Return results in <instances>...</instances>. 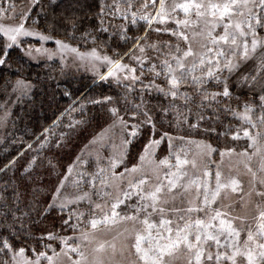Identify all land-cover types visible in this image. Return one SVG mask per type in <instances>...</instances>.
I'll return each mask as SVG.
<instances>
[{"label":"snow or ice","instance_id":"6c2138e0","mask_svg":"<svg viewBox=\"0 0 264 264\" xmlns=\"http://www.w3.org/2000/svg\"><path fill=\"white\" fill-rule=\"evenodd\" d=\"M126 5V6H125ZM43 7L40 0H31L30 8ZM135 5L132 0H113L111 4L102 3L98 16L100 23L103 25L106 17H111L113 20L120 18L127 20L131 17V23L137 22V13L132 11ZM144 13L139 16V19L144 21L148 26L144 36H128V29H123L121 38L125 44H130L128 51L121 56L116 55L119 59H113L107 55L101 56L95 48L89 53H78V49L70 48L68 44L60 40H56L58 50L63 53L71 51L78 54L81 61L91 63L95 67L97 61H102L108 66L106 74H100V80L108 78H116L118 81L121 75L124 80H130L132 83H140L145 89L154 88L164 96H170L175 102L178 98H183L185 106L195 104L199 109L212 108L215 111L225 100H231L233 94L230 91L229 80L234 74H238L241 70V64L252 58L253 54L259 50L264 53V0H182V2H174L171 5L166 3V0H159V8L157 9V0H144L141 4ZM152 8V12L147 9ZM15 5L9 4L7 8L0 7V17L6 16L9 11L14 12ZM182 12L183 19L175 18L174 14ZM31 13H21V22L12 27L0 28L7 40L0 44V66L8 65L11 58L10 49L19 47L23 43L22 37H36L39 41L45 42L52 39L51 36L45 35L42 32L35 31L26 27V23L30 18ZM15 17V13L13 18ZM174 22L175 29L168 27L169 22ZM34 24H38L39 20H34ZM56 19L50 23V29L55 30ZM164 25V27L152 28L153 24ZM75 23L73 27L75 28ZM196 28L194 37H200L198 41L200 51H194L192 43L187 35V30ZM154 30L158 33L164 32L171 37L176 38V43H166L162 52L163 59L159 63L153 62L151 57L147 56L149 49L161 53V47L158 44H149L147 31ZM107 31V29H103ZM181 42L186 45V48L181 47ZM35 53H46L51 58L55 53L49 52L43 47L37 49H27L25 54L31 56ZM139 52L140 55L136 53ZM128 57L135 61L139 66L140 75L138 76L137 67H132L129 64L123 63V59ZM159 58V57H158ZM189 58L191 61L189 62ZM146 64L148 65L146 69ZM145 70L152 75V79L148 84H144L142 77L145 75ZM199 73V75H197ZM227 73L225 76L224 74ZM163 77L165 86L156 84L158 78ZM251 79L255 81V76ZM242 81V83H241ZM241 81L237 82V86H247L250 89L255 87V84H249V77H241ZM215 82L217 86H222L220 91H209L208 84ZM182 86L195 90L194 94L182 92ZM30 86L24 85L23 82L17 81V87L14 91H20L21 94H26ZM70 95V93H65ZM196 96L200 99L197 102ZM237 101L240 100L236 96ZM105 101L111 103V97H105ZM101 103V101H95ZM76 102L73 101V104ZM141 105H136L137 111L130 117L131 120H136L138 116H144V120L139 124H131L132 131L130 135L135 137L141 125H149L153 136L155 135V123L152 122L149 114L144 111L140 112ZM224 111H233L230 105L225 106ZM258 110L259 116L257 120L259 125H264V84H261L258 93H254V99L245 101L243 104V112H233L245 124L257 127V123L253 121L252 114ZM110 112L116 120L113 125L119 124L125 128L129 125L119 114L117 108H111ZM191 113V108L188 109ZM179 117L178 124L186 123L187 114L177 112ZM202 113H197V123L190 124V128H197L199 120L203 119ZM71 127V125H69ZM47 131V130H46ZM244 136L252 141L251 147L257 144V138L260 136H252L247 130L244 131ZM239 136L234 137L238 139ZM165 139L169 143V156L160 159L155 163V168L152 171V177L148 174H142L138 179L130 180L126 189L122 190L113 203L110 205L108 212H103L106 205L97 204L96 208L101 210V215L97 217L92 214L88 220V225L92 232H95L101 226H115L118 223L131 222V230L125 229L128 236L121 242L120 248H117L116 243H111L109 246L112 249V254L119 255L127 259L129 256H134V259L129 260L128 264H172V259L178 252H186L188 254L187 264H238V258L242 259L245 264H264V210L259 212L258 224L255 231L249 226L247 229V239L241 243L240 237L243 228H238L234 225L236 219L240 217H231L228 213L221 209L212 207L218 202V199L223 194L229 191L236 193L240 190V181L235 178H230L227 181L222 180V174L219 170L215 173V186L212 187L210 180L203 179L199 176H189L186 170V165H191L193 169L199 167L196 160L189 161L182 159L179 154L175 155V164L170 163L172 140L167 132H164L160 139H152L145 146L144 154L139 157V164H134L131 168L125 167L124 171L117 174L115 169L118 167V162L110 161L109 174H105L104 169H100L92 178V187L95 189V182L99 179L102 188L110 187V181L123 179L125 175L143 172V164L149 157H154V147H158ZM183 140V137H180ZM125 143H131L126 140ZM195 143V142H190ZM29 148L32 146L29 145ZM201 149L199 155L207 156L215 152L216 149L211 145L198 144ZM229 150V153L233 152ZM221 157L225 155L220 153ZM241 155H248L247 152ZM13 164L15 161L12 162ZM207 168V165H204ZM7 169L8 166H5ZM165 169H167L165 171ZM175 169V170H172ZM25 169V173H27ZM251 172V168H248ZM261 171H264L262 164ZM204 177H210L211 173L204 171ZM153 178L155 183H153ZM264 184V180L260 181ZM63 183H61V188ZM195 189V200H187V207H176L174 202L179 195L181 201ZM60 188L56 189L57 196L60 193ZM104 195H110L105 192ZM256 195L264 197V191H259ZM136 197V203L129 205L130 213L121 214L117 211L126 201ZM89 198L88 193L83 196H77L75 200H60L53 197V202L48 205V209L59 208L63 211L68 204L76 203L79 200ZM169 205H172L169 207ZM230 207V205H229ZM259 207V205H258ZM7 208V205H5ZM203 213V217L199 214ZM4 220H7L9 212H5ZM13 219H18L12 213ZM83 213L76 216L77 224H71V214L64 219L63 224L71 227L73 230L78 228L79 223H82ZM153 217H158V223ZM173 217V218H170ZM218 222V223H217ZM6 230L10 235L0 233V253L4 256L11 254V264H41V260L46 259L48 264H55L53 256L47 255L46 252H35V261L24 258L26 252L25 247H19L18 250L13 246L11 241H20L25 238L19 234L22 229L17 230L14 224L6 225ZM89 232L85 231L81 234L83 240L89 239ZM122 235V234H121ZM40 239H43L41 237ZM57 239L52 233L48 234V240ZM63 243L67 244L71 238H62ZM115 239V238H114ZM46 247L51 248L48 244ZM215 249V250H213ZM105 245L100 244L95 249L96 252H103ZM56 255L55 249L52 250ZM69 252L76 253L81 257L79 260L72 261V264H81V260L85 259L84 253L80 251V245L75 247L69 246ZM67 255V253H65ZM18 257L20 259H18ZM71 260V257H69ZM0 264H9L8 260L0 261ZM93 264H105V261L97 257Z\"/></svg>","mask_w":264,"mask_h":264},{"label":"trees","instance_id":"16d2710c","mask_svg":"<svg viewBox=\"0 0 264 264\" xmlns=\"http://www.w3.org/2000/svg\"><path fill=\"white\" fill-rule=\"evenodd\" d=\"M26 1L0 0V3L20 5ZM109 1L40 0L43 7H35L29 21L43 34L72 47L80 50L95 48L119 59L116 53L123 56L131 47L122 40V30L128 29V36H144L147 25L137 19L135 24L127 23L119 28L112 24L103 27L98 13L100 5ZM143 2L138 0L140 5ZM54 18L56 28L51 30L50 23ZM37 19L39 23L34 24L33 21ZM105 28L107 31H103ZM261 35L264 36V32ZM154 36V30L147 31L148 40L154 39ZM164 39L170 43L176 42V38L170 35H163ZM3 42L5 40L0 35V44ZM10 52L8 65L0 66V111L9 104L16 81L27 82L32 90L12 106L5 133H0V233L10 235L6 230L9 224H14L17 230L22 229L19 234L25 239L10 242L17 250L25 247L24 255L30 259L36 257L33 248L36 253L43 251L47 254L61 248L62 238L66 237L63 224L66 211L48 209V205L69 169L82 158L84 148L95 135L116 120L110 112L111 108H117L131 125L144 120L142 115L136 120L130 119L137 111L136 105H141L139 111H146L155 123L154 136L149 125H141L138 134L131 140L125 158L129 167L137 163L149 141L160 139L164 132L173 138L201 140L218 151L231 148L235 143L232 137L235 127L233 112L245 101L254 99V93H258L261 84H264V53L258 50L229 80L233 98L225 100L214 114L212 108L199 109L195 104L185 106L182 97L173 102L170 96L166 97L154 88L144 90L140 84L130 88L110 80H98V77L91 78L82 72L66 70L59 62L32 63L18 48L10 49ZM135 67L139 71V67ZM244 76L249 77V84H255L254 88L237 86ZM252 76H255V81L251 79ZM144 77L148 81L152 79L147 70ZM156 84L165 86L163 77L158 78ZM208 90L220 91L222 86L210 82ZM181 91L195 93L194 89L185 86ZM66 92L70 95H65ZM236 96L240 97L239 101L235 99ZM105 97H111V103L105 101ZM199 99L196 96L197 102ZM73 101L76 103L73 104ZM228 105L233 111L223 110ZM189 108L191 113L188 112ZM178 111L187 114L188 122L178 124ZM197 113H202L204 118L199 120L197 128H190V124L197 123ZM29 145L32 147L29 148ZM167 145V139L162 141L160 152ZM6 211L9 215L4 220ZM12 213L18 219L14 220ZM49 233L57 239L48 240ZM48 244L51 248L46 247ZM3 260L11 264V254L4 256L0 253V261Z\"/></svg>","mask_w":264,"mask_h":264},{"label":"rangeland","instance_id":"374dc122","mask_svg":"<svg viewBox=\"0 0 264 264\" xmlns=\"http://www.w3.org/2000/svg\"><path fill=\"white\" fill-rule=\"evenodd\" d=\"M112 2L113 0L109 1L107 4H111ZM132 2L135 5L132 11L137 13V19H139V16L144 13V9L138 3V0H132ZM173 2L174 0H166V3L168 5H171ZM175 2L179 3L182 2V0H175ZM30 5L31 0H27L20 5H15L14 12L9 11L6 16L0 17V28H7L10 26L14 27L18 25L21 22V13H32L33 9L30 8ZM8 6L9 4L7 3H0V7L7 8ZM158 8L159 0H157V9ZM147 11L154 14V10L152 8L147 9ZM14 13L15 17L13 18ZM174 17L183 19L184 15L182 12H177L176 14H174ZM127 23H131L130 16L127 20L120 18L113 20L111 17H106L104 19L103 27L107 28L110 24H112L113 27L119 28L123 25L126 26ZM25 26L35 31H39L34 26H32L29 19ZM152 26H154L155 28L164 27V25H157L155 23ZM168 27L171 29H175L176 25L174 22L170 21ZM196 31H198V29L190 28L187 30V35L189 36V40L192 43L194 51L199 52L200 47L198 41L200 40V37H194L193 35ZM154 32V39L148 40L147 42L149 44L160 45L161 53H157L155 50L149 49L147 51V56L151 57L153 59V62L159 63L160 59H163L162 52L166 51L164 45L166 43H169L170 41H166V39L162 40L163 35L167 36V33H158L156 31ZM0 35L4 38L5 41L7 40V37L4 36V33L2 31H0ZM21 39L23 43L20 44L19 47L14 48L20 49L22 55L29 62H59L66 70L82 72L87 74L91 78L98 77V80H100V74H106L108 71V66L102 61H97L95 63V67H93L91 63L81 61L78 58L77 53H73L70 50L61 53L58 50L57 45L55 44V41L57 39L52 38L45 42H41L36 37L32 36L22 37ZM41 47L48 49L49 52L55 53V55H52L51 58H49V55L46 53L33 52L31 56L25 54V50L27 49H37ZM181 47L186 48V45L181 42ZM70 48L75 47L70 46ZM91 50L78 49V53L87 54ZM97 52L101 56L107 55L115 59L112 54L109 55L99 50H97ZM136 54L140 55L139 52H137ZM254 55L255 54H253V56ZM190 61L191 58H189V62ZM122 62L125 64H129L132 67L138 66L134 60L128 57L125 60L123 59ZM245 62H243L242 64H244ZM139 73L140 71H137L136 74L139 76ZM197 75H199V73H197ZM107 80L123 86H129L130 88H133L137 84H140L138 82L132 83L130 80H124L122 75L119 81L116 78L111 77ZM18 81H21L24 85H28L30 87L26 91V94H21L20 91H14V89L17 87V81L14 83L11 92V100L9 101V104L4 106L0 111V133H5L12 106L31 93L32 87L30 84L23 80ZM143 81L145 85L148 84L147 79H143ZM143 89L145 90V88ZM243 104H241V106H239V108L235 112H243ZM232 116H234L235 120V127L233 129L234 133L232 135L235 143H233L231 148L221 151L216 150L210 155L201 156L199 155L201 149L198 148L197 145L210 144L201 140H190L185 138L181 140L180 138H173L171 148V152L173 153V155L170 157V163L175 164V155L177 154H179L182 159L186 158L189 161L196 160L197 164L199 165V167H197L196 169H193L190 164L185 166L189 176H193L195 174V176H199L203 179H208L210 180V184L212 187L215 186V173L217 170L221 172L223 181H227L230 178H235L240 181V190H238L236 193H232L231 191H229L227 194L222 193V196L218 199V202L215 205H212V207L221 209L223 212L228 213L231 217H240V219H236L234 221V225L238 228L244 229V231L241 232L240 237L241 243H243V241L247 239L248 227L250 226L252 230L255 231L258 224L257 218L259 216V212L261 210H264V197L256 195L257 192L264 191V184L260 183L261 180H264V171H261L262 164H264V125H259V122L257 120V117L259 116L258 110L254 111L252 114L253 121L257 123V127H252L251 125L245 124L243 120L239 119L234 114H232ZM245 130H247L254 137L257 136V133L260 134V136L257 138V144L255 147H251L250 145L252 144V141L249 140L248 137L244 136ZM131 131L132 128L130 127V125L125 128L121 126L118 121L115 126L113 125V123L106 126L97 135H95V137L88 143L86 148H84L82 152V158H80L79 160L77 159L78 161H76V163H74L69 169L66 177L62 181L63 187L61 188V185L58 187L61 189L59 195L57 196V192H54L53 197H57L58 202L64 199L75 200L77 196H83L84 193H88V197H90V199L85 198L77 201L76 203L68 204L64 208L66 212L63 215V221L71 214V224H77V214L83 213L84 215L81 218L83 222L79 223L78 228H76L75 230H73L69 226L64 225V227L66 228L64 232L66 237L64 238L71 239L68 240L67 244L62 243L61 248L55 252L56 255H54L53 252L51 254H47L49 256H53L55 264H72V261L81 259V257L76 253L68 251L69 246L75 247L77 244L80 245V251L84 253L85 257V259L81 260V264H93V261L97 257L102 258L105 261V264H128L129 260L134 259V256H129L127 259H124L119 255V252H117V254L113 256L112 249L109 246L111 243H116L117 248H120L121 242L124 241L125 237L128 236V232H125V229L131 230L132 228L131 222L118 223L115 226L109 227L101 226L95 232H92L90 225H88V220L91 218L93 213H95L97 217L102 214L101 210L96 208L97 204L106 205L103 208V212H108L111 203L115 201L116 197L120 195L122 190L127 188L130 180L138 179L144 173L148 174L149 177H152V171L155 168V163L151 161L154 160L155 162H158L160 159L169 156V143L167 145V148H165L162 152H160V144L158 147H154L151 150L154 151V157H149L145 160L143 164V172L128 174L125 175L123 179L118 178L114 181H110L111 186L107 188H102L99 179H97L95 182V189H93L91 183L92 178L97 173H99L100 169H104L106 175L109 174L108 170L110 169V161L115 160L118 162V167L115 169V172L117 174L123 172L125 167H128L125 158L130 143H125V141H131L132 139H134V137L130 135ZM236 136H239V138L234 139V137ZM212 148L214 147L212 146ZM233 149L234 151L229 153V150ZM221 152L225 153L223 157H221L220 155ZM245 152H247L248 155H241ZM142 154H144V150L141 155ZM139 163L140 161L138 160L136 164ZM204 165H207V168H205ZM131 167L132 166H129L128 168ZM248 168H251V172L248 171ZM166 170L167 169H165V171ZM204 171L210 172L211 176L204 177ZM153 183H155L154 178ZM105 192L110 193V195H104ZM195 196V189L191 191V193L184 199L183 202L181 201V197L178 195L174 202V205L176 207H187V200L192 199L194 201ZM136 200L137 198L134 196L131 200H128L125 202V204H122L120 208L117 209V211L121 214L125 212L131 214L130 208L128 206L134 205L136 203ZM52 202L53 199L51 203ZM171 206L172 205H169V207ZM56 209L59 210L58 207ZM199 215L203 217L204 214L200 213ZM153 218L158 223L159 218ZM85 231L89 232L90 234L88 240H83L81 237V234ZM100 244L105 245V250L98 253L95 251V249L98 248ZM65 253H67V255H65ZM69 257H71V260H69ZM24 258L32 261H35L36 259V257L34 259L27 258L25 257V255ZM187 258L188 254L186 252H178L172 259V264H187ZM18 259L20 258L18 257ZM41 264H48V261L46 259H43L41 260ZM238 264H245V262L242 259L238 258Z\"/></svg>","mask_w":264,"mask_h":264}]
</instances>
